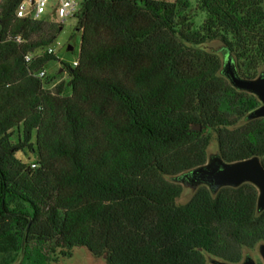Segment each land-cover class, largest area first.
Returning a JSON list of instances; mask_svg holds the SVG:
<instances>
[{"label": "trees", "instance_id": "16d2710c", "mask_svg": "<svg viewBox=\"0 0 264 264\" xmlns=\"http://www.w3.org/2000/svg\"><path fill=\"white\" fill-rule=\"evenodd\" d=\"M22 1L0 0V264L23 244V264L77 247L107 264H239L264 244L254 185L177 205L175 182L214 138L225 162L264 165V118L247 119L261 102L203 48L223 43L243 78L264 72V0H83L78 65L53 88L37 73L55 54L26 56L63 25L17 18Z\"/></svg>", "mask_w": 264, "mask_h": 264}, {"label": "water", "instance_id": "95a60500", "mask_svg": "<svg viewBox=\"0 0 264 264\" xmlns=\"http://www.w3.org/2000/svg\"><path fill=\"white\" fill-rule=\"evenodd\" d=\"M77 31L79 30L77 29ZM68 50H73V47L69 46ZM222 73L234 88L255 95L261 102V105L252 111L247 119L252 121L264 118V72L256 78L241 77L230 53L227 54ZM194 129L200 131L201 127H195ZM185 178H189L195 187L207 186L214 194L225 187L238 188L247 183L252 184L259 192L258 211H264V165L257 156L233 163L225 162L219 155L212 156L204 166L186 173L185 176L178 177L177 181L186 183ZM24 249L25 244H23L22 255L17 264H23ZM259 250L264 264V244L260 245ZM104 258L106 259V256ZM211 263L231 264L220 260H211ZM239 264L257 263L252 257L248 256Z\"/></svg>", "mask_w": 264, "mask_h": 264}, {"label": "rangeland", "instance_id": "374dc122", "mask_svg": "<svg viewBox=\"0 0 264 264\" xmlns=\"http://www.w3.org/2000/svg\"><path fill=\"white\" fill-rule=\"evenodd\" d=\"M47 18L51 19L52 17L48 16ZM203 19L204 16L200 15L197 18V24L200 25ZM77 26L78 20L76 18L67 19L65 24H63V30L60 32L55 43L52 45L57 60L51 61L46 66V71L48 73V76L50 77L49 80H47L50 84L48 86L49 88H53L55 85L62 81L68 83V81L70 80L68 73L61 70V68H64L61 63L66 62L72 64L79 58L82 34L81 32L77 31ZM69 46H72L73 50L69 51ZM203 48L207 52L220 57L224 67L227 59V53L224 51L225 46L223 43L219 41H213L203 45ZM233 61L234 64H236L234 58ZM217 155L218 144L216 139L214 138L209 147V157ZM175 182L181 184L183 187V193L176 201L177 205L187 204L191 200L196 190L201 187H194L190 184L183 183L182 181H177V178ZM260 245L256 246L254 249H245L243 252L244 259L250 256L255 260V262L259 261L263 263V259L259 250ZM58 264H107V262L103 258L94 257L88 249L84 247H77L74 249V255L72 258L61 259Z\"/></svg>", "mask_w": 264, "mask_h": 264}, {"label": "built area", "instance_id": "2783aa9c", "mask_svg": "<svg viewBox=\"0 0 264 264\" xmlns=\"http://www.w3.org/2000/svg\"><path fill=\"white\" fill-rule=\"evenodd\" d=\"M82 3L83 0H23L16 11V16L19 19L48 20L63 25L67 19L77 18L82 9ZM48 16L52 18L48 19ZM17 41L22 42L21 38H18ZM45 52L54 54L51 46L45 50L39 49L35 53L27 55L26 61L30 63L35 57L41 56ZM78 62L79 58L72 65L77 66ZM37 77L43 80L46 79L48 77L46 69L39 71ZM32 167H36V164H33Z\"/></svg>", "mask_w": 264, "mask_h": 264}, {"label": "flooded vegetation", "instance_id": "af4514ba", "mask_svg": "<svg viewBox=\"0 0 264 264\" xmlns=\"http://www.w3.org/2000/svg\"><path fill=\"white\" fill-rule=\"evenodd\" d=\"M186 174H184V175H182V176H185ZM185 181H186V183L187 184H190V185H192V186H194V184L192 183V181L189 179V178H185ZM195 187V186H194ZM257 264H263L262 262H259V261H257L256 262Z\"/></svg>", "mask_w": 264, "mask_h": 264}]
</instances>
